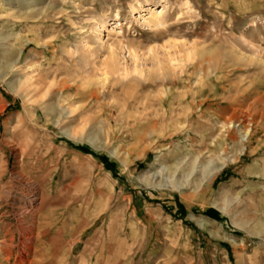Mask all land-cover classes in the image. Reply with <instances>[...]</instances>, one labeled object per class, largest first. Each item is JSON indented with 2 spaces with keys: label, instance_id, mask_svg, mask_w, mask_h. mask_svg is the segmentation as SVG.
Returning <instances> with one entry per match:
<instances>
[{
  "label": "rangeland",
  "instance_id": "374dc122",
  "mask_svg": "<svg viewBox=\"0 0 264 264\" xmlns=\"http://www.w3.org/2000/svg\"><path fill=\"white\" fill-rule=\"evenodd\" d=\"M0 264H264V0H0Z\"/></svg>",
  "mask_w": 264,
  "mask_h": 264
},
{
  "label": "bare ground",
  "instance_id": "6f19581e",
  "mask_svg": "<svg viewBox=\"0 0 264 264\" xmlns=\"http://www.w3.org/2000/svg\"><path fill=\"white\" fill-rule=\"evenodd\" d=\"M149 10H150L151 12H150V15H149L150 18H148L149 21H147V22H148V23H152V25H155V26L160 25L161 22H162V18H163L162 15H160L159 13L154 12V9H153V10H152V9H149ZM152 11H153V12H152ZM162 13H163V12H162ZM162 13H161V14H162ZM198 57H199V56H198ZM200 58H201V57H200ZM230 127H231V126L228 125L227 123H223V124H222V127H221V130H222V131H226V130H228ZM83 131H85V130H83ZM222 131H220V135H222ZM77 133H78V132H77ZM77 133L72 132V130L66 132V134H67L68 136L72 137V138H75ZM245 134H247V133H245ZM98 135H99V133H98ZM91 139H92V137H91ZM219 146H220V144H219Z\"/></svg>",
  "mask_w": 264,
  "mask_h": 264
}]
</instances>
